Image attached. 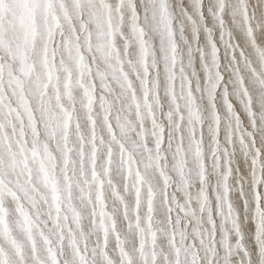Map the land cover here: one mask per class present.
Segmentation results:
<instances>
[{"label":"snow or ice","instance_id":"6c2138e0","mask_svg":"<svg viewBox=\"0 0 264 264\" xmlns=\"http://www.w3.org/2000/svg\"><path fill=\"white\" fill-rule=\"evenodd\" d=\"M0 264H264V0H0Z\"/></svg>","mask_w":264,"mask_h":264}]
</instances>
